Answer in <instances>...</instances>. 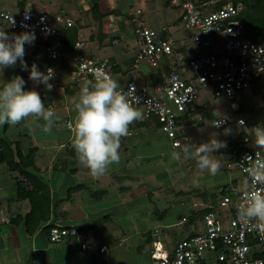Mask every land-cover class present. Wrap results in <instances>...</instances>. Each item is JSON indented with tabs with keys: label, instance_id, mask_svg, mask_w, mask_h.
<instances>
[{
	"label": "built area",
	"instance_id": "obj_1",
	"mask_svg": "<svg viewBox=\"0 0 264 264\" xmlns=\"http://www.w3.org/2000/svg\"><path fill=\"white\" fill-rule=\"evenodd\" d=\"M168 3L180 10L179 23L188 37L179 45L171 37H161L152 28L139 24L134 34L140 41L141 50L134 57L133 67L138 68L145 63L152 69H162L164 72V64L169 62L170 66L163 76L162 84L155 88L128 80L120 85V90L127 93L129 86L133 87V95L128 99L143 112L144 118L141 121L156 120L159 123L158 129L174 149L179 148L177 141L183 144L185 138H188L178 135L177 119L201 120L203 110L197 107L206 109V104L201 101L206 91L215 100L224 101L227 114H218L216 109L212 110L211 123L215 129L234 124L238 132L243 133L238 144L239 153L232 155L225 166L227 170L238 172L242 179L236 185L231 184L221 197L216 211L203 215L202 230L199 232L175 242L172 247L163 242L158 231L153 232L149 253L151 264H264V259L258 257V253L264 250V232L254 226L255 222H242L237 214L250 183L244 157L249 155L254 158L257 151L264 156V151L254 147L250 133V129L264 127V124L247 125L241 115L239 97L264 76V43L257 44L243 37L244 27L236 19L240 6L227 2L219 10L207 11L202 7L214 5V2L201 6L196 4V0H168ZM72 25L73 22L63 15L48 16L28 6L16 14L0 7V30L10 35L34 32L35 41L31 45L26 44L25 48L32 52L38 50L48 61L49 65L43 73L47 74L48 69H52L53 79L49 81L53 85L52 89L57 87L56 71L60 69L61 50L64 48L60 28H70ZM185 41H192L196 48L210 50L211 53L191 54ZM180 48L184 52L179 51ZM68 61L73 68L67 72L69 83H86L105 74L115 79L107 63L89 56L80 40L70 49ZM48 107L54 111L57 101L53 100ZM217 120L220 121L219 127L214 126ZM64 124L73 131L71 121L65 120ZM181 222H185V219ZM8 224L7 211L0 205V225ZM67 237L77 239L78 233L75 229L63 226L49 229L48 241L52 244L62 243ZM71 246L75 248L77 244L72 243ZM106 251L105 245L99 248L100 253Z\"/></svg>",
	"mask_w": 264,
	"mask_h": 264
},
{
	"label": "crops",
	"instance_id": "obj_2",
	"mask_svg": "<svg viewBox=\"0 0 264 264\" xmlns=\"http://www.w3.org/2000/svg\"><path fill=\"white\" fill-rule=\"evenodd\" d=\"M30 1L31 0H17L15 4V13L22 10L25 6H28L34 10L33 4ZM48 1L49 2H43V0H40L44 6L51 3V0ZM54 1L55 0H52V2ZM147 1L148 0H142L141 3L144 4ZM95 4L99 13L107 14L101 20V35L98 34L99 23L96 21L97 18H95L91 12V8ZM163 5L165 7L170 6L168 0H163ZM6 6L7 4L0 0V7L6 10ZM152 11L153 8L152 10L145 11L144 9L140 8L137 10L136 19L131 14H127L126 17H119L123 18V20L121 19L120 22H117V18L113 17L115 15L114 8L105 9L99 4L98 0H71L67 3H58V10L54 13H58L56 15H64L67 19L71 20L75 24L74 28L79 35L78 40L83 42L85 52L89 56L96 58L95 55H97V53H100V51L108 48L110 39L107 37V35L111 34L112 36H116L117 41L121 39L122 35H120L119 32L121 23H123L125 27L127 24H131L130 29L134 33V29L139 24L146 25V21L152 22ZM54 13L51 14L53 15ZM162 30H164L167 36L170 37V33L167 29L162 28ZM69 31L70 30H62L63 35L65 32L67 34ZM111 31L114 34H112ZM97 59L101 60L100 58ZM132 59L129 62H127V59L119 61L114 55H107L105 60H109L115 65L119 66L120 70L114 74V78L120 85H124L128 80H133L138 85L149 86V83L153 81V77L151 76L153 72H144L139 68H134ZM59 68L60 69L56 71V77L58 79L57 84H69V88H75V94L71 95L70 97H65L62 95L59 97L58 103L60 104L61 108L56 110L61 111L63 115L62 117L58 118L57 122L54 121L51 133H44L42 130L36 128L34 131H27L28 134L23 132L20 133V131H18V139L16 140L9 141L5 139L8 142L20 141L22 152H26L30 147L37 148L35 168L31 171L41 178L42 181H44V175L48 177L47 182H44L47 183L50 191L49 221L47 223H43L41 228H39V230L33 235H30L25 231L22 222L10 224L8 226L0 225V264H151L149 253L152 248V233L158 230H149L147 233L146 231L142 232V238H144V243H146V245L143 247H138L135 251L138 255L136 258H133L129 256L133 253L121 249L125 243L126 233H123L121 238H115L114 240L113 234L109 231H106L103 237H100L102 242L99 244L93 242V240H90L88 233L92 229L95 230L97 226H99V222L92 220L89 222L90 224H88L86 221L87 219L91 218L89 216L91 211L83 210L81 208V204L85 199H88L92 205L93 202L96 201L122 206L124 202L129 203L137 199H151L155 197L153 193L149 195L148 191L141 188L145 185L143 182L144 173L140 171L136 172V170L131 172L132 167L130 166L128 159H126L127 163L123 169L122 161H124L125 155L131 153L130 151L135 150V148L140 144L144 146L145 151L150 149V145L151 147L153 146V139L149 138L148 136L147 138L140 137V134H138L139 131H142V136H144L143 134L145 131L148 133L147 135H152V133H154L153 131H160L156 126H154V121L152 120H148V126H145L147 130L146 128L143 129L144 127L143 125H140V121L135 122L130 126L129 129L131 135L126 138H122L121 140V147L119 149L120 162L118 164H112L105 176L99 179L92 177L89 174L88 169L81 165L76 158V154L72 147L74 131L69 130L64 124L65 120H69L74 124V118L76 115L74 101L81 91L78 87L82 85L69 83L67 80V69L63 68L62 65ZM63 75L66 76L65 83L63 80H61V76ZM41 88L42 87L40 84V91L38 92L40 96L42 94H46V90H44L42 93L43 89ZM44 95H42L41 98H43ZM44 105L46 107V102ZM56 110L55 112H57ZM39 134L41 137L47 135L49 140H43L41 137H39ZM164 137L166 138L165 135ZM0 138L2 137L0 136ZM26 140L27 144H25ZM166 141L168 142L169 140L166 138ZM156 144L158 145L157 142ZM160 156H162V154H160ZM133 159L135 161L146 160L144 155L133 156ZM0 164L4 165L9 171L5 163ZM136 166H139L138 162L136 163ZM9 172L12 173L9 183H12L14 186L18 175L16 172ZM67 180L69 181L68 183ZM1 183L4 185V183H8V181ZM92 188H94V190H92ZM82 191L89 192L87 198L81 195ZM6 192L7 188H3L1 185L0 202L5 203L10 209H12L13 205H15L16 208L20 206L17 209L19 211H14L13 207L12 210L14 213L24 215L29 212L30 208L28 202H26L28 206L27 209H21L23 202H12L11 200L13 199V196H6ZM111 192L117 194L119 193V197H117L115 201L113 198L114 196H111ZM155 192V198L158 199L162 197L159 187L155 190ZM173 193L177 196L185 194L182 190H173ZM192 195L193 193L191 196ZM192 210H190L187 216H182L181 220L184 217L187 218L190 216L192 214ZM21 211L23 213H21ZM86 211L89 213V215ZM158 214V212H155L154 217L156 218V215L158 216ZM106 219H109V216H106ZM127 220L130 219L127 218ZM47 225L75 227L78 230V238L76 239L74 237H67L62 243L52 244L47 238L48 230H43V228ZM170 226L171 225H167L168 228H164V230L170 229ZM197 226L198 225L194 226L197 230L193 231V226L189 225L187 231H185V235L180 239H184L196 232H199L200 230L197 228ZM177 240H172V238L168 235L167 239H164L163 242L172 247ZM72 243L77 244V247H72ZM103 245L107 247V251L105 253H100L99 248ZM147 247L149 248L147 249Z\"/></svg>",
	"mask_w": 264,
	"mask_h": 264
},
{
	"label": "rangeland",
	"instance_id": "obj_3",
	"mask_svg": "<svg viewBox=\"0 0 264 264\" xmlns=\"http://www.w3.org/2000/svg\"><path fill=\"white\" fill-rule=\"evenodd\" d=\"M2 1L7 4V6L5 7L7 11L16 14L15 4L17 0ZM70 1L71 0H55L54 2H52L51 0V3L49 5L46 4L45 6L42 4V2H40V0H31L30 2L33 4L34 10L38 13H43L48 16H54L58 14L54 13L58 10V3H67ZM43 2L49 1L43 0ZM98 2L105 9L114 8L115 15L113 17L117 18V22H120L121 19L123 20V18L119 17H126L127 14H131L136 19L137 10H139L140 8L144 9V11L152 10L153 8L151 15L152 22L146 21L145 26H147L148 28H152L157 32H160L162 28L167 29L170 33V37L175 41H179L178 43H181L182 40H185V37L188 35V33L182 29L178 20V17H180L181 13L180 10L172 6L165 7L163 5V0H148L144 4L141 3L142 0H98ZM51 13L54 14L52 15ZM122 25L123 23H121L119 31L120 35H122L121 39L118 41L117 39H110L108 48L103 51H100V53H97V55H95L96 58L105 60L107 55H114L115 58L119 61L127 59V62H129L132 58L134 59V57L140 52V41L130 29L131 24H127L126 27ZM112 34L114 33L112 32ZM185 42L188 44L189 51L191 54H200L206 52V50L196 48L192 41ZM41 59L42 56L39 53L33 54L31 49L25 48L24 62L27 67H31L32 65L37 64L41 61ZM14 67H21L20 62L17 61ZM138 68L144 72L149 73L156 71L155 69L150 68L145 63L140 64ZM9 69L10 68H7L3 71V73H0V88L3 87L4 83L10 82L5 77V73ZM37 69L41 72V67H37ZM61 80H63L65 83L66 76H61ZM156 83L159 84L160 81L158 80L156 81ZM62 84H57V91H55L56 97H59L64 94L63 92L65 91L64 87H66V84ZM39 85H35L31 80L28 79L25 84V90L29 89L39 92ZM239 97L242 109V116L252 124H264V76H261L249 89L243 91ZM49 98L50 95L42 98L44 104ZM201 101L207 106L206 109H204L206 110L204 114H207L202 125H181L177 130L178 135L187 136L190 142L196 145L206 143L210 139L214 138L225 143V141L232 133L231 127L233 124H230L222 129H215L212 126L210 119L212 118L211 114L213 113L212 110L214 109H216L218 114H227L226 103L222 100H215L209 91H206L202 95ZM60 108L61 106L58 103L57 109ZM56 111L57 112H55L56 115L54 117V121L57 122L58 118L62 117L63 114L59 110ZM209 111H211L212 113H208ZM145 128L146 127H144L143 129ZM226 128L231 129V132L229 134H225ZM233 128V131L237 130L234 125ZM34 130H36V128L32 126L30 122H22L21 124H18L14 127L7 126L6 129L4 125L0 126V136L6 140L13 141L18 139V131H20V133L23 132L28 134L27 131L31 132ZM153 132L154 133H152V135H147L148 133L145 131L143 134L144 136H142V131L138 132V134H140V137L147 138L148 136L149 138H152L154 144L152 147L150 145V149L148 151H145L144 146L142 144L138 145L135 150L130 151L131 153L125 155V159L124 161H122V167L124 169L127 163L126 159H128L130 162V166L132 167L131 172H134L136 170V172L140 171L144 173L143 182L145 183V185L141 188L148 191L149 195L153 193V195L156 197L155 190L159 187L160 194L162 197L158 199L155 197L151 199H137L129 203L124 202L122 206L96 201L93 202L92 205V203L88 199H85L84 202L81 204V208L83 210L91 211L90 215L86 211L87 214L91 217L90 219H87L86 222L88 224H90L89 222L92 220L99 222V226H97L95 230L92 229L91 231H89L88 234L90 236V240H93V242L99 244L100 242H102V239L100 237H103L106 231H109L113 234L114 240L115 238H121L122 234L126 233L125 243L124 246L121 247V249L133 253L129 255L133 258H136L138 255L135 252L137 248L146 245V243H144V238H142L143 231H146L147 233L149 230H158L162 235L163 240H166L168 235L172 238V240L182 238V236L185 235V231H187L189 226L188 222H181L182 216H187L190 210L192 209H201L203 203L209 204L213 202L216 199V196H214L216 189L222 188L224 185L228 184L229 181L233 179H242L241 175L238 172L234 170H227L225 168L226 163L229 161V155L226 152L227 147L221 148L217 152L213 153L214 157L220 161L222 167L215 176H210L207 172L200 173L198 171L195 159L182 157L179 161H173L171 159V153L173 151L178 152L180 151V149L172 148L170 146L169 141H166V138L162 133L155 131ZM235 133L237 135V132ZM39 137H41L40 134ZM41 138L43 140H49L47 135L42 136ZM156 142L158 143V145L156 144ZM25 144H27V140ZM160 154H162V156H160ZM137 155H144L146 160L135 161L133 159V156ZM137 162L139 166H136ZM11 177L12 173H10L4 165L0 164V186L2 185L3 188H7L6 196L8 197L14 195L15 189L13 184L9 183ZM47 178L48 177L46 175L43 176V180L46 182ZM4 181H8V183H4ZM1 182H3L4 185ZM68 182L69 181L67 180V183ZM92 190H94V188H92ZM173 190H182L185 194L177 196L173 193ZM204 190H207V192H209L207 195L205 193V196H201V194L197 193H203ZM88 193L89 192L87 191H82V194L80 192V194L85 198H87ZM192 193L193 195L191 196ZM111 194V196H114V201L117 197H119V193L117 194L111 192ZM216 195L219 196L218 194ZM3 204L6 206L5 203ZM13 207L14 211H19L17 209L20 206L16 208V206L13 205L12 209ZM27 207L28 206L26 202H23L21 205V209H27ZM155 212L159 213L158 216L156 215V218L154 217ZM21 213L23 212L21 211ZM106 216H109V219H106ZM127 218H129L130 220H127ZM167 225H171L170 229L164 230V228H168ZM197 225V228L199 230H202L201 223L199 222ZM192 230L194 231L197 229L193 226ZM148 248L149 247H147V249Z\"/></svg>",
	"mask_w": 264,
	"mask_h": 264
},
{
	"label": "clouds",
	"instance_id": "obj_4",
	"mask_svg": "<svg viewBox=\"0 0 264 264\" xmlns=\"http://www.w3.org/2000/svg\"><path fill=\"white\" fill-rule=\"evenodd\" d=\"M35 39V34L31 31L10 35L5 30H0V73L14 67L17 61L22 70H27L24 62L25 45L33 44ZM51 79L52 69L44 74L35 65L32 66L29 80L35 85L43 84L47 91H51ZM25 84L22 77L15 76L0 88V126L14 127L22 122H30L44 133H51L55 112L52 108L45 107L37 91L24 90ZM120 89V84L111 76H96L94 80L84 84L74 101L76 115L72 147L78 162L97 179L105 176L112 164L120 162L122 138L130 136V126L144 118L143 112L128 99L133 95V87L129 86L127 93ZM240 125L243 127V121ZM214 126H221L220 121L217 120ZM230 132L231 129H225V134ZM250 133L254 147L264 150V127L256 126L250 129ZM185 140L183 144L177 141L180 151H173L171 159H195L200 173L207 172L210 176H215L222 165L213 153L226 147V144L216 138L199 145L191 143L189 138ZM244 161L248 165L246 171L250 183L249 190L244 193L239 205L238 218L246 224L255 222L254 226L264 232V156L257 151L254 158L246 155Z\"/></svg>",
	"mask_w": 264,
	"mask_h": 264
},
{
	"label": "trees",
	"instance_id": "obj_5",
	"mask_svg": "<svg viewBox=\"0 0 264 264\" xmlns=\"http://www.w3.org/2000/svg\"><path fill=\"white\" fill-rule=\"evenodd\" d=\"M210 2H214V5L202 7V9L207 10V11H216V10H219L220 8H222V6L227 2L231 3L234 6H240L241 10H240V13L236 19L240 23H242V25L244 27L243 37L245 39H248V40H250L254 43H257V44L264 43V0H196V4L199 6H201L203 4H208ZM91 12H92V15L95 18H97L96 21L99 23L98 34L101 35L100 34L102 32L101 20L107 14L99 13V11L97 10L96 4L94 6H92ZM74 25L75 24L73 23L72 27H70V28H60L61 39H62V42L64 45L63 50H61L60 61H61L62 67L67 69L66 72H69L73 69L70 66L69 61H68L69 51L74 46V44L78 41V38H79L78 32L74 28ZM64 29L70 30V31L67 32V34L65 32L63 35L62 30H64ZM158 33L160 34L161 37H165V38L169 37L164 32V30H161ZM107 37H109V39H112V40L117 38L116 36H112L111 34L107 35ZM176 42L178 43L179 41H176ZM183 43H184V40H182L181 43H178V44L182 45ZM179 51L184 52V49L180 48ZM32 53L33 54H38V53L40 54V52L38 50L37 51L34 50ZM204 53L210 54L211 51L207 50ZM105 62L109 66L110 71L113 75L116 74L118 72V70H120L119 66L115 65L113 62H111L109 60L108 61L105 60ZM133 62H134V59H133ZM34 65L36 67H41V72L43 73L44 68L47 67L49 65V63H48V61H46L42 57L41 61L38 62L37 64H34ZM32 66L27 67V70H22L21 67H12L5 73V77L9 81H11L15 76H20L26 82L29 79V74H30V70H31ZM169 66H170L169 62L164 64V67H163L164 72L162 69H155L156 71L153 72V74H151V76L153 77V81L149 83V86H151L152 88H155V87L161 85L162 81H163V76H164V74L167 73ZM158 80L160 81V83L155 84L156 81H158ZM71 84H75V83H71ZM84 84L85 83L80 84L82 86L78 87L79 90L82 89ZM41 87H42L41 89H43V91H42V93H43L44 90H46V89H45V86L43 84H41ZM64 89H65V91L63 92L64 94H62V96L70 97L71 95L75 94L74 93L75 88H72V89L69 88V84H66V87H64ZM69 89H71V90H69ZM55 91H57V87H55L51 91L46 90L45 92H48V93H46L45 95L42 94V95H44V97L50 95V98L46 101V107H48V105L53 100H56L57 101V108H58V99L60 96L56 97ZM197 108L199 110H203V116H202L201 120L190 119V118H187L186 120H184V119L178 118L177 119V125L178 126H181L184 124L202 125V123L204 122V119L206 118L205 116L207 113L204 114V112H206V110L201 109V107H197ZM55 110H54V112H55ZM210 112L211 111H209L208 113H210ZM241 115H242V109H241ZM211 116H212V114H211ZM212 118H213V116H212ZM212 118L210 120H212ZM153 121H154V123H153L154 126H156L158 129L159 123L156 122V120H153ZM246 122H247V125H249V126L259 124V123H253L252 124L247 120H246ZM140 125L141 126L143 125V127L148 126V121H140ZM233 125L231 127L232 133L230 134L228 139L225 141L226 147H227L226 152L229 155V159L232 157V155H234V154L237 155L239 153L238 144L240 142V139L243 136V133L242 132L239 133L238 129L236 131L234 130L235 132H237V135H236V133L233 131V129H234ZM7 126L8 125H5V129L7 128ZM36 153H37L36 147H30V148H28V150L26 152H22L21 147H20V141L8 142L5 139L0 138V163H5L9 169V171L16 172L18 175L16 180H15V183H14L15 189H14L13 199L11 201L12 202L13 201L14 202L15 201L16 202H28L30 210L28 213L21 215L19 213H14V211L12 209H10L7 205L5 206L2 202H0V205L5 207V209L7 211V215L9 217V224L8 225L16 224L18 222H22V224L25 228V231L30 235H33L34 233H36L39 230V228H41V225L43 223H47L49 221V215H50L49 186L47 185L46 182L42 181L41 178H39L37 175H35L31 171L32 169L35 168ZM238 181H239L238 178L233 179L230 181V183L224 185L222 188L216 189L215 195H214V196H216V199L209 204L203 203L202 208L199 210L198 209L192 210V214L190 216H188L187 218L184 217L185 222L186 223L188 222V225H191V226H196L198 222H201V225H202L203 215L206 212L216 211L218 209V205H219V201H220L221 197L227 192V190L229 189L231 184L236 185V182H238ZM207 190L206 191L204 190L203 193H200V192H197V193L201 194V196H205V193H206V195L209 193V192H207ZM216 194H218L219 196H217ZM185 222H183V223H185ZM8 225H6V226H8ZM54 226H58V225H47L43 228V230L44 231L48 230V232H49V229L51 227H54ZM68 228L75 229L78 233V230L75 227H68ZM47 238H48V234H47ZM186 238H188V237H186ZM186 238H184V239H186ZM181 240H183V239H180V240L178 239L176 242L181 241ZM258 257L264 259V250L258 253ZM202 264H212V263L203 262ZM215 264H221V263L217 262Z\"/></svg>",
	"mask_w": 264,
	"mask_h": 264
}]
</instances>
